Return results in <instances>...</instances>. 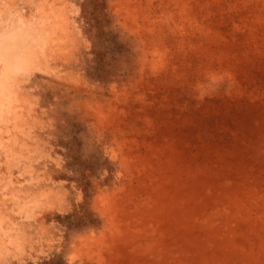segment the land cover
Masks as SVG:
<instances>
[{
    "label": "rangeland",
    "instance_id": "1",
    "mask_svg": "<svg viewBox=\"0 0 264 264\" xmlns=\"http://www.w3.org/2000/svg\"><path fill=\"white\" fill-rule=\"evenodd\" d=\"M0 264H264V0H0Z\"/></svg>",
    "mask_w": 264,
    "mask_h": 264
},
{
    "label": "bare ground",
    "instance_id": "2",
    "mask_svg": "<svg viewBox=\"0 0 264 264\" xmlns=\"http://www.w3.org/2000/svg\"><path fill=\"white\" fill-rule=\"evenodd\" d=\"M20 64L22 63V66H24L25 65V63H26V60H21L20 62H19ZM17 64V63H16ZM15 169V168H14ZM27 170V169H26ZM6 179V178H5ZM8 179V178H7ZM27 205V204H26ZM108 205H110V203L107 201V202H105V207L107 208V209H109V206Z\"/></svg>",
    "mask_w": 264,
    "mask_h": 264
}]
</instances>
